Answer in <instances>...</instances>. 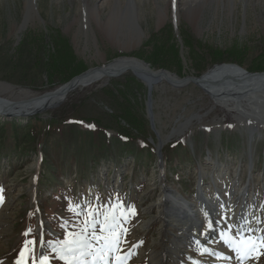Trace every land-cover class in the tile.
I'll return each instance as SVG.
<instances>
[{"label":"rangeland","instance_id":"374dc122","mask_svg":"<svg viewBox=\"0 0 264 264\" xmlns=\"http://www.w3.org/2000/svg\"><path fill=\"white\" fill-rule=\"evenodd\" d=\"M120 1L111 33L104 26L114 8L100 5L101 25L93 15L98 0H0V97L26 101L132 57L179 79L201 77L223 64L264 72V0H195L206 2L197 25L184 14L183 0H176V15L170 0ZM152 93L154 119L147 111L148 86L129 69L100 85L74 89L42 113L0 115V264H14L26 240L36 241L39 250L41 231L45 242L56 243L79 231L89 211L103 213L116 204L124 211L131 205L136 213L123 224L128 233L121 247L132 253L126 264H150L152 252L164 250L161 220L156 211H145L159 202L160 175L193 199L200 182L211 196L213 173L222 169L235 178L237 169L241 188L249 186L264 208V128L252 135L247 127L210 130L235 124L236 114L194 83L177 87L164 81ZM179 122L188 124L175 135ZM152 125L171 137L162 148L163 167ZM219 187L224 198L232 196L228 178ZM69 204L79 205L76 212ZM215 217L223 223L229 218L225 212ZM229 228L234 233L231 223ZM173 231L181 236L178 228ZM204 246L186 249L183 264L211 262L203 249L218 248ZM51 264L61 262L52 258ZM246 264H264V249Z\"/></svg>","mask_w":264,"mask_h":264},{"label":"bare ground","instance_id":"6f19581e","mask_svg":"<svg viewBox=\"0 0 264 264\" xmlns=\"http://www.w3.org/2000/svg\"><path fill=\"white\" fill-rule=\"evenodd\" d=\"M183 1L184 3L182 4L181 2V4L184 5V14H186L189 19L193 21L194 25H197L199 16L201 15L204 5H206V2L197 3L195 0ZM222 1L224 2V0ZM120 2V0H98V3L100 4H98L96 6L98 8L93 11V15L95 16L96 20L101 25H104V22L101 19L102 9L100 5H105L106 3L112 5L114 11L112 16L108 18L107 25L104 26V28L107 31H111V33L114 30L115 17L117 18V16L120 14L117 11L121 5ZM133 2L134 0L129 1V3ZM172 3L175 5L174 13L176 15L179 12L181 5L179 4L178 6L176 0H170V5ZM134 8H136V6H134ZM165 11L167 14V9ZM162 14L163 13H161V15ZM132 38H130V40ZM137 41V38H134L133 42L135 43ZM110 65L115 69L114 72L105 74L104 71H94L87 77L76 80L74 82V89H87L88 87L100 85L110 77H119L123 75L125 72L129 71V69L133 70L136 76L145 82L147 86L153 84L152 92L158 85L154 82L155 78H153L147 71L150 70L155 75L159 74V72L154 71L151 67H149L148 64L146 65L145 63L140 62L133 57L132 59L127 60L117 59V61ZM126 67L128 70L122 72L119 75L120 71L122 70L121 68L125 69ZM245 71H242L239 67L233 65L223 64L221 66H216L201 77L203 83L200 88L207 94V96L213 97L216 103L225 105L230 112H234L236 115H238L240 112H251L258 114L262 113L260 106L264 105V76L249 77L248 73ZM165 73L169 79H179V77L169 72ZM158 79L157 80L159 83H163L167 78L164 74H161ZM65 87L66 86L64 85L63 87L56 89V91L43 95L41 94V96L28 95V100L22 102L16 100L7 101L0 97V114L9 115L13 113V116H27L28 114L32 115L35 113H42L43 111H46L50 108L57 107L59 104L63 103L69 95H65ZM152 103L154 105V101ZM153 105L150 109V112L152 114V118L154 119L155 114L152 112ZM152 118L151 124H153ZM187 124L179 122L177 125L179 128L174 130V134L178 135L179 133H183ZM153 126L154 125H152V127ZM158 132L160 133V135L158 134L160 143L165 146V141L171 137H168L165 134L163 135L162 130V133L159 130ZM164 163V160L163 162L159 163L160 167H163ZM211 163L216 165V162L213 159H211ZM221 170H218L217 173H213L212 175L215 188L212 190V193L210 194L211 196L208 195V192L200 182L198 185V194L193 199H187L179 191V188L176 186H168V184L165 183V177L162 175L159 176L160 185L164 188L161 192L159 202L156 204L154 203L145 211H147L146 213L148 214L156 211V214H158L156 219L161 220V230L164 233V250L162 252L153 251L150 264H183L186 262L184 251L189 249L188 247L191 245L195 247L196 245L213 246L214 244L218 248L214 250L215 253H221L224 256L234 257L235 254L232 251L230 252L227 245L224 243V232H228L230 236L235 238L236 230L246 221L250 228H264V223H256V220L264 221L263 204L259 202L257 203L255 199L256 197L254 198V196L249 191V186L241 188L239 185L240 181L238 179V170L235 169V178H231L229 171ZM226 178H228V180L231 181L234 186V190L231 193L232 196L227 199L224 198L219 187V184L222 183ZM156 207L160 210L157 211ZM223 212L228 215V222L223 223L215 221V216L220 215ZM229 223L234 226V233L230 232ZM150 224H152V222L142 226L143 229L145 231L149 230ZM209 224H211V228H209ZM170 227H173V230L178 228L180 230L181 236L178 237V234L171 230ZM260 234L264 235V232ZM212 259L213 260L211 262L206 264H237L235 259H217L214 255H212ZM203 262L198 261L200 264H205Z\"/></svg>","mask_w":264,"mask_h":264},{"label":"snow or ice","instance_id":"6c2138e0","mask_svg":"<svg viewBox=\"0 0 264 264\" xmlns=\"http://www.w3.org/2000/svg\"><path fill=\"white\" fill-rule=\"evenodd\" d=\"M3 189H0V203H3ZM69 204V210L76 212L77 208ZM119 215H117V210ZM96 210L88 212V219L77 232H68L65 239L56 243L45 242L43 232L39 241V250L36 241H24L23 248L19 251L18 258L14 264H26L28 256H31L32 264H51V259H58L61 264H126L127 259L132 255L131 251L124 253L121 245L126 243L128 229L123 224L128 223L129 216H134L135 209L131 205L127 211L123 210V205L116 204L111 209L100 213ZM79 215V213L77 212ZM103 217L102 219L100 217ZM256 223L264 221L256 220ZM211 228V224H209ZM32 232L29 229L25 236ZM264 228H250L247 221L236 230L235 238L228 232L223 233L224 243L235 255L234 257L224 256L221 253H209L207 248L204 253L216 256L217 259H235L237 264L246 262L255 254H260V249H264ZM247 233V234H245ZM30 245L32 246L30 248ZM136 245H133L135 247ZM49 252L53 256L49 255Z\"/></svg>","mask_w":264,"mask_h":264},{"label":"water","instance_id":"95a60500","mask_svg":"<svg viewBox=\"0 0 264 264\" xmlns=\"http://www.w3.org/2000/svg\"><path fill=\"white\" fill-rule=\"evenodd\" d=\"M127 59L128 58H122V59H119V60H127ZM237 67H239L242 71H245V69H242L239 65ZM126 68L125 69L124 68H121L122 70L120 71L119 75L122 72L127 71L128 68L127 69ZM94 71H98V72L104 71L105 74H110V73L114 72L115 69L112 68L111 65L109 64V65H106V66H101L100 68L90 69V70L86 71V73H84V74H82L80 76H77V77L71 79V81L68 82L65 85L66 86L65 87L66 88L65 89V95H68V94L72 93V91L74 90V82L76 80H79V79H81L83 77H87L88 75L92 74ZM147 72L153 78H155V81H154L155 84H159L158 80H160V79H158V78H159V76L161 74L162 75L163 74L165 75V77L167 78V79H165L166 81L174 84L177 87L178 86H183V85L188 84V83H194V85H196L197 87H201L202 86V83H203V81L201 80V77L202 76L201 77H193V78L192 77H186V78H183V79L173 80V79H169L168 78V76L165 73L166 72L165 70L157 71V72H159V74H156V75L153 74L150 70H148ZM245 72L248 73V76L249 77L264 76V72H254V73H250V72H247V71H245ZM117 77L114 76L112 78H117ZM152 82H153V80H152ZM152 85H149L148 86V97H149V101H148V110L147 111L149 113H150V111H151L150 109L152 108V105H153V103H152L153 102L152 101V99H153V97H152ZM12 104H14V103H12ZM260 109H261L262 113H259V114L258 113H251V112H245V113H241L240 112L239 114L237 113L238 115L234 116L235 124H232L230 126H221V125L218 124V125H216L217 127L214 126V127L210 128V130H212L214 128L215 129H218V130L219 129L225 130V129L228 128V129H231L233 131L234 130L239 131L242 127H247V128H249V132H250L251 135L252 134H255L256 132H259L261 128H264V105H261L260 106ZM2 115L7 116V117H12L13 116V115L12 116H9L8 114H2ZM27 116H29V114ZM27 116H25V117H27ZM152 128L154 129L155 133L157 134V137L159 138L158 129L156 127H154V126ZM210 130H208V131H210ZM158 140H159V145L157 147V158H158L159 163H161V162H163V158H162V148L164 146L162 145V143H160V139H158Z\"/></svg>","mask_w":264,"mask_h":264},{"label":"trees","instance_id":"16d2710c","mask_svg":"<svg viewBox=\"0 0 264 264\" xmlns=\"http://www.w3.org/2000/svg\"><path fill=\"white\" fill-rule=\"evenodd\" d=\"M215 62H216V63H222L223 61H222V59H216Z\"/></svg>","mask_w":264,"mask_h":264}]
</instances>
